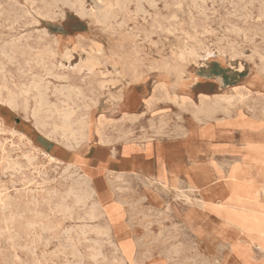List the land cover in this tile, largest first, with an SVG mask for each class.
<instances>
[{"label":"rangeland","instance_id":"1","mask_svg":"<svg viewBox=\"0 0 264 264\" xmlns=\"http://www.w3.org/2000/svg\"><path fill=\"white\" fill-rule=\"evenodd\" d=\"M124 1L0 0V264H264V0Z\"/></svg>","mask_w":264,"mask_h":264},{"label":"bare ground","instance_id":"2","mask_svg":"<svg viewBox=\"0 0 264 264\" xmlns=\"http://www.w3.org/2000/svg\"><path fill=\"white\" fill-rule=\"evenodd\" d=\"M59 1V0H58ZM94 1V8H92L93 9V12H91L94 16L93 17H96V19H98L100 22H102V24L104 23V24H108L109 22H110V20L115 16V14L116 13H118V9H120V10H122L123 9V2H125L124 0H93ZM131 1V0H130ZM139 1V0H138ZM163 1V0H162ZM55 2H56V0H55ZM142 2V1H141ZM201 2H203V1H201ZM65 3V2H64ZM70 3V2H69ZM74 3V2H73ZM153 3V2H152ZM68 4V3H67ZM76 4H78L79 6H80V8H81V6L83 7L84 6V0H76ZM195 4V3H194ZM207 4V3H206ZM240 4V3H239ZM69 5V4H68ZM75 5V4H74ZM71 6H73V5H71ZM125 6H126V4H125ZM124 6V7H125ZM142 6V5H141ZM254 6V5H253ZM75 7H76V5H75ZM158 7V6H157ZM180 7V6H179ZM195 7V6H194ZM72 8V7H71ZM85 9V8H84ZM84 9H82V11H84ZM125 9H127V8H125ZM143 9V8H142ZM178 9V8H177ZM124 10V9H123ZM128 10V9H127ZM89 11V10H88ZM143 11V10H142ZM29 12V11H28ZM79 12H81V11H79ZM79 12H76V13H79ZM87 12V11H86ZM128 12V11H127ZM1 14V13H0ZM84 14H86V13H84ZM120 14V13H119ZM123 14H124V12H123ZM79 15V14H78ZM86 15H88V14H86ZM248 15V14H247ZM92 16V15H91ZM140 17V16H139ZM178 17V16H177ZM63 18V17H62ZM97 20V21H98ZM208 20V19H207ZM115 22V21H114ZM123 22V21H122ZM126 22V21H125ZM10 23V22H9ZM129 23V22H128ZM110 24V23H109ZM127 24V23H126ZM15 25V24H14ZM124 25V24H123ZM114 27V26H113ZM233 27V26H232ZM124 28V27H123ZM1 29V28H0ZM132 29V28H131ZM114 31V30H113ZM135 31V30H134ZM239 33V32H238ZM197 36V35H196ZM14 41V40H13ZM57 41V40H56ZM11 43V42H10ZM6 45V44H5ZM14 45L16 46V44L14 43ZM29 46V45H28ZM8 47V46H7ZM13 47V46H12ZM24 47V46H23ZM104 49V48H103ZM102 50V49H101ZM5 51H6V49H5ZM98 51V53H101V52H99V50H97ZM3 52V51H2ZM8 52V51H7ZM6 52V53H7ZM103 52V51H102ZM256 52V51H255ZM3 54H5V53H3ZM103 54V53H102ZM192 54H193V52H192ZM192 54H191V56H190V58H187L188 56L186 55V52L185 53H182V55L180 56V57H182L184 60H186V59H190V60H195L196 62H197V60H198V56H192ZM16 56V55H15ZM111 56H112V54H111ZM9 57H10V55H9ZM97 57H99V55L97 54ZM97 57H94L92 54H89L88 55V58H87V61L85 62V65L86 66H88V68L89 69H94L96 66H98L99 65V63H100V61H99V59L97 58ZM107 57V56H106ZM201 57H204V55H202ZM6 58V57H5ZM117 58V57H116ZM196 58H197V60H196ZM103 59V58H102ZM9 60H10V58H9ZM13 60V59H12ZM115 61V60H114ZM119 61V60H118ZM27 63V62H26ZM29 63V62H28ZM112 63H113V61H112ZM2 65H4V64H2ZM31 65V64H30ZM1 66V65H0ZM49 66V65H48ZM5 67V66H4ZM4 69V68H3ZM176 69H177V67H176ZM1 70V69H0ZM1 71H4V70H1ZM0 71V72H1ZM53 71V70H52ZM51 71V72H52ZM54 72V71H53ZM136 72V71H135ZM5 73V72H4ZM48 74H49V72H48ZM33 75H35V74H33ZM37 75V74H36ZM39 75V74H38ZM44 75V74H43ZM53 75H54V73H53ZM59 75V74H58ZM63 76V75H62ZM58 77V76H57ZM60 77V76H59ZM69 77V76H68ZM123 77H124V75H123ZM7 78V77H6ZM40 78V77H39ZM43 79V78H42ZM57 79H59V78H57ZM64 79V78H63ZM69 79V78H68ZM12 80V79H11ZM44 80V79H43ZM71 80H73L72 78H71ZM6 81V80H5ZM9 82V81H8ZM39 82V81H38ZM42 82H44V81H42ZM49 82V81H48ZM1 83V82H0ZM5 83V82H4ZM36 83V82H35ZM71 83H73V81L71 82ZM14 84V83H13ZM12 84V85H13ZM69 84V83H68ZM15 85V84H14ZM47 85V84H46ZM70 85V84H69ZM73 86V85H72ZM71 86V88H73ZM15 87V86H14ZM25 87V86H24ZM37 89H38V87L37 86H35ZM69 87V86H68ZM1 88V87H0ZM9 88V87H8ZM45 88H46V86H45ZM44 88V89H45ZM70 88V89H71ZM10 89V88H9ZM40 89V88H39ZM42 89V88H41ZM60 89V88H59ZM73 89H75V88H73ZM76 89H79V88H76ZM82 89V88H81ZM81 89H79V90H81ZM34 90H36L35 88H34ZM48 90H50V89H48ZM63 90V89H62ZM65 90V89H64ZM38 91V90H37ZM72 91H74V90H72ZM71 91V92H72ZM4 92V91H3ZM13 92V91H12ZM15 92V91H14ZM39 92V91H38ZM42 91H40V93H41ZM70 92V93H71ZM75 92H77V91H75ZM78 92H80V91H78ZM1 93V92H0ZM25 93V92H24ZM43 93H45V92H43ZM82 93V92H81ZM81 93H80V95H81ZM84 93V92H83ZM83 93H82V97H83ZM26 94V93H25ZM29 94V93H28ZM55 94V93H54ZM53 94V95H54ZM69 94V93H68ZM85 94V93H84ZM60 95H61V93H60ZM67 95V94H66ZM2 96V95H1ZM21 96V95H20ZM42 96H44V95H42ZM41 96V97H42ZM69 96H70V94H69ZM88 96V95H87ZM86 96V97H87ZM48 97H50V95L48 96ZM68 97V96H67ZM130 97V96H129ZM60 98V97H59ZM79 98V97H78ZM202 98H207V96H203ZM43 99H44V97H43ZM43 99H41V102H40V104H43ZM83 99V98H82ZM99 99V98H98ZM98 99H97V101H98ZM126 99V98H125ZM25 100H26V97H25ZM35 100V99H34ZM49 100V99H48ZM61 100V99H60ZM84 100V99H83ZM129 100V99H128ZM27 101H28V99H27ZM80 101V100H79ZM175 101V100H174ZM14 102L15 101H13V102H10L12 105H14ZM30 102V101H29ZM62 102V101H61ZM72 102H73V100H72ZM26 103V102H25ZM50 103H51V101H50ZM56 103V102H55ZM77 103V102H76ZM35 104H36V102H35ZM66 104V103H65ZM122 104V103H121ZM52 105V104H51ZM57 105V104H56ZM126 105V104H125ZM62 106V105H61ZM69 106V105H68ZM69 107H71V106H69ZM39 108V107H38ZM56 108H57V106H56ZM78 108V107H77ZM122 108V107H121ZM215 108V107H214ZM84 109V108H83ZM45 110V109H44ZM51 110V109H50ZM77 110V109H76ZM80 110H81V108H80ZM57 111H58V114H59V116L61 117V123H60V125H58V129L60 128L62 131H63V136L65 137V139L66 140H68V141H72V139L73 140H76L77 138V136H76V130L74 129V126H76V124L74 125L73 123H72V117H73V113L75 112L74 111V109L73 110H71V108L70 109H67V108H63V109H59V108H57ZM56 111V112H57ZM79 111V110H78ZM42 112V111H41ZM213 112V109L211 108V107H207L206 105H203V106H199L198 105V111H197V113L198 114H204L205 116H210L211 115V113ZM82 113H83V111H82ZM89 113V112H88ZM214 113V112H213ZM43 114V113H42ZM58 114H57V116H58ZM78 114V113H77ZM33 115V114H32ZM40 115V114H39ZM76 115V114H75ZM41 116V115H40ZM86 117H87V115H86ZM81 118V117H80ZM83 118V117H82ZM81 118V119H82ZM85 120V119H84ZM55 121V120H54ZM77 121V120H76ZM47 122V121H46ZM82 124V123H81ZM47 125V124H46ZM74 125V126H73ZM48 126V125H47ZM84 126H85V124H84ZM54 127H55V125H54ZM79 127V126H78ZM82 127H83V125H82ZM84 128V127H83ZM57 129V128H56ZM78 129V128H77ZM87 129V128H86ZM85 129V130H86ZM83 130V129H82ZM55 132L57 131V130H54ZM12 133V132H11ZM49 133V132H48ZM82 133V132H81ZM80 133V134H81ZM79 134V133H78ZM52 135V134H51ZM83 136H85V135H83ZM23 139V138H22ZM52 139V138H51ZM81 139V138H80ZM80 144V143H79ZM9 147H10V145H9ZM5 150V149H4ZM36 151V150H35ZM36 153H38L37 151H36ZM27 156H28V154H27ZM40 156V155H39ZM38 157V156H37ZM32 158V157H31ZM27 159V158H26ZM33 159H34V157H33ZM35 159H36V156H35ZM54 159V158H53ZM30 162V161H29ZM19 163V162H18ZM10 165V164H9ZM79 168V167H78ZM68 170H70V169H68ZM65 173H67V172H65ZM64 173V174H65ZM56 174V173H55ZM45 175V174H44ZM53 176V175H52ZM84 176L86 177V179H88L89 177L84 173ZM70 177V176H69ZM78 177H80V176H78ZM67 178V177H66ZM76 178V177H75ZM80 178H82V177H80ZM63 180V179H62ZM73 180V179H72ZM71 180V181H72ZM76 180V179H75ZM44 181V180H43ZM33 182V181H32ZM31 182V183H32ZM46 183V182H45ZM44 182H43V184H45ZM1 184V183H0ZM39 184V183H38ZM42 184V183H41ZM29 185V184H28ZM86 186V185H85ZM84 187V186H83ZM81 188V187H80ZM70 189V188H69ZM32 190V189H31ZM46 190V189H45ZM191 190H193V188L191 187ZM81 191V190H80ZM55 192V191H54ZM2 193V192H1ZM0 193V194H1ZM33 193V192H32ZM88 193V192H87ZM4 194V193H3ZM50 194V193H49ZM54 194H56V193H54ZM71 194H72V192H71ZM85 194V193H84ZM77 194H75V196H76ZM72 196H74L73 194H72ZM79 196V195H78ZM88 196V195H87ZM92 196V195H91ZM68 197V196H67ZM83 197H82V195H80V197H79V200L80 199H82ZM4 199V198H3ZM36 200V199H35ZM67 200V199H66ZM75 201H77L76 199H74ZM81 201V200H80ZM2 203V202H1ZM65 203V202H64ZM97 204V203H96ZM9 205H11L10 203H9ZM76 205V204H75ZM87 205V204H86ZM8 206V205H7ZM62 206V205H61ZM83 206H84V204H83ZM70 208V207H69ZM95 208V207H94ZM8 210V209H7ZM94 210V209H93ZM2 211H3V209H2ZM66 211V210H65ZM69 211V210H68ZM92 212V211H91ZM53 213V212H52ZM72 213V212H71ZM11 214V213H10ZM63 214V213H62ZM91 215H93V214H91ZM91 215H88V216H91ZM21 217V216H20ZM63 217H65V216H63ZM69 217V216H68ZM67 217V218H68ZM71 217V216H70ZM72 217H73V215H72ZM71 217V218H72ZM93 217V216H92ZM91 217V218H92ZM22 219V218H21ZM83 219H85V218H83ZM6 221V220H5ZM10 221V220H9ZM12 223V222H11ZM15 223V222H14ZM41 223H42V221H41ZM13 224V223H12ZM27 224V223H26ZM29 224H30V222H29ZM32 224H33V222H32ZM60 224V223H59ZM31 225V224H30ZM30 225H28V226H30ZM44 225V224H43ZM61 225V224H60ZM41 226V225H40ZM39 227V226H38ZM56 227V226H55ZM58 227H60V226H58ZM62 227V226H61ZM87 227V226H86ZM6 228H8L7 226H6ZM43 228V227H42ZM41 228V229H42ZM46 229L47 228H49V227H45ZM72 228V227H71ZM85 227H83V229H84ZM93 228V227H92ZM91 228V229H92ZM100 228V227H99ZM103 228V227H102ZM55 229V228H54ZM70 229V228H69ZM68 229V230H69ZM74 229V228H73ZM89 229V228H88ZM94 229V228H93ZM95 229H97V228H95ZM2 230H5V229H2ZM67 229H66V231L65 232H67L68 231ZM72 230V229H71ZM75 230V229H74ZM106 230H108V229H106ZM46 231V230H45ZM52 231V230H51ZM58 231V230H57ZM85 230H83V232H84ZM110 231V230H109ZM48 232H50V230L48 231ZM71 233H72V231H70ZM98 232V231H97ZM68 233V232H67ZM78 233V232H77ZM93 233V232H92ZM105 233V232H104ZM107 233V232H106ZM49 234V233H48ZM76 234V233H75ZM81 234H83L82 232H81ZM88 234V233H87ZM19 235V234H18ZM62 235H63V233H62ZM79 237H80V235L79 234H77ZM64 236L65 237H67L65 234H64ZM72 236V235H71ZM78 236L76 237V238H78ZM83 236H84V234H83ZM82 236V237H83ZM88 236V235H87ZM103 237H104V234L102 235ZM108 236H110V235H108ZM68 237H69V235H68ZM67 237V238H68ZM102 237V238H103ZM111 237V236H110ZM66 239V238H65ZM79 239V238H78ZM83 239H85L84 237H83ZM58 240V239H57ZM68 240V239H67ZM91 240V239H90ZM97 240V239H96ZM59 241V240H58ZM64 241H66V240H64ZM73 242H74V240H72ZM72 241H71V243H72ZM77 241V240H76ZM81 240H79V242H80ZM49 242V241H48ZM70 242V241H69ZM99 242V241H98ZM102 242V241H101ZM101 242H99V243H101ZM107 242V241H106ZM67 243V242H66ZM75 243V242H74ZM46 244V243H45ZM95 244V243H94ZM69 245V244H68ZM72 245V244H71ZM75 245H77V244H75ZM100 245V244H99ZM115 245V244H114ZM74 246V245H73ZM73 246L71 247V248H73ZM98 246V245H97ZM64 247V246H63ZM77 247V246H76ZM102 247V246H101ZM115 247V246H114ZM75 248V247H74ZM100 249V248H99ZM74 250V249H73ZM89 250V249H88ZM95 251V250H94ZM98 251H100V250H98ZM41 252V251H40ZM46 252V251H45ZM75 252H77V251H74V253ZM101 252H102V250H101ZM101 252H99V253H101ZM79 253V252H78ZM98 254V253H97ZM96 254V255H97ZM102 254V253H101ZM95 255V256H96ZM99 256V255H98ZM82 257V256H81ZM92 258V257H91ZM95 259V258H94ZM2 260V259H1ZM97 260V259H96ZM107 260V259H106ZM124 261V260H123ZM122 261V262H123ZM47 262V261H46ZM70 262V261H69ZM76 263V262H75Z\"/></svg>","mask_w":264,"mask_h":264},{"label":"crops","instance_id":"3","mask_svg":"<svg viewBox=\"0 0 264 264\" xmlns=\"http://www.w3.org/2000/svg\"><path fill=\"white\" fill-rule=\"evenodd\" d=\"M226 136H228V134L224 132L223 128L207 127L203 129V127H200L195 130L194 134L188 131L183 136V139L186 142H189V141H194L196 137H199L202 139H207L208 141H212L213 139L220 141V140H224ZM184 143L183 142L176 143L174 140H165V141L156 142L153 145H151L156 162L183 159L181 145H183ZM124 172L119 173V177H118L119 179L125 178ZM88 174L90 175L89 178L90 180H92L93 177L95 178V171L92 168L88 169Z\"/></svg>","mask_w":264,"mask_h":264}]
</instances>
